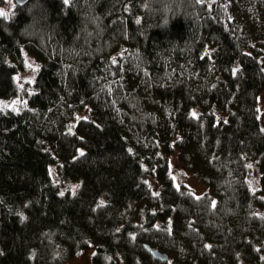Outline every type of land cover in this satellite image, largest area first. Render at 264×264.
I'll use <instances>...</instances> for the list:
<instances>
[{
	"label": "trees",
	"instance_id": "obj_1",
	"mask_svg": "<svg viewBox=\"0 0 264 264\" xmlns=\"http://www.w3.org/2000/svg\"><path fill=\"white\" fill-rule=\"evenodd\" d=\"M24 51L30 91L14 80ZM263 91L264 0L15 5L0 15V100L26 105L0 108V264L91 245L93 264H162L144 243L179 264H264ZM172 154L205 194L173 183Z\"/></svg>",
	"mask_w": 264,
	"mask_h": 264
},
{
	"label": "rangeland",
	"instance_id": "obj_2",
	"mask_svg": "<svg viewBox=\"0 0 264 264\" xmlns=\"http://www.w3.org/2000/svg\"><path fill=\"white\" fill-rule=\"evenodd\" d=\"M15 3L13 0H3L0 5V11L5 13L3 16H10L14 11ZM39 62L29 53L24 51L23 69L14 74V80L16 84L22 89L26 88L28 91L32 90L35 74L38 68ZM25 98L20 95L11 99L0 100V108L2 110L19 111L25 105ZM258 106L260 110H264V91L258 96ZM88 108H82L77 114V118L84 117L87 114ZM169 172L173 178V183L179 187L184 185L187 187L194 196H201L207 192V188L201 183L199 178L195 176L185 165L179 163L176 160V155L172 154L169 157ZM49 172L53 182L58 188L63 191H72L75 187L74 183H63L58 177L57 166L53 165L49 168ZM248 185L251 191H255L259 187V171L256 167L251 168L248 175ZM94 253L93 245L86 249L80 250L72 258L66 260L63 264H93L92 257ZM165 264H179L169 257V260Z\"/></svg>",
	"mask_w": 264,
	"mask_h": 264
},
{
	"label": "water",
	"instance_id": "obj_3",
	"mask_svg": "<svg viewBox=\"0 0 264 264\" xmlns=\"http://www.w3.org/2000/svg\"><path fill=\"white\" fill-rule=\"evenodd\" d=\"M15 5L18 7H23L27 5L31 0H13ZM143 248L145 249L146 252L150 253L152 258L155 259L156 261L165 264L169 260V255L163 251H160L157 248H152L149 244L144 243ZM245 264H250V263H245Z\"/></svg>",
	"mask_w": 264,
	"mask_h": 264
},
{
	"label": "snow or ice",
	"instance_id": "obj_4",
	"mask_svg": "<svg viewBox=\"0 0 264 264\" xmlns=\"http://www.w3.org/2000/svg\"><path fill=\"white\" fill-rule=\"evenodd\" d=\"M66 2H67V0H66ZM0 15H5V13H3L2 11H0Z\"/></svg>",
	"mask_w": 264,
	"mask_h": 264
}]
</instances>
